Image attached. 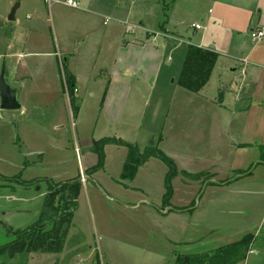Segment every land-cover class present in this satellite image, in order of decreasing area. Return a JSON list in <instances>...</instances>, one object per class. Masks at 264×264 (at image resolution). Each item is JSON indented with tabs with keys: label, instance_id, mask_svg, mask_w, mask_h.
Here are the masks:
<instances>
[{
	"label": "rangeland",
	"instance_id": "374dc122",
	"mask_svg": "<svg viewBox=\"0 0 264 264\" xmlns=\"http://www.w3.org/2000/svg\"><path fill=\"white\" fill-rule=\"evenodd\" d=\"M174 2L79 0L75 9L89 14L73 13L74 8L61 4L58 17L64 18L57 21L46 1L0 0V73L4 68L20 104L17 109L0 108V264H175L176 253L199 255L245 233L254 236L250 250L233 264H264V195L233 193L255 180L264 186V164L258 163V145L239 142L248 141L250 118L244 119L238 143L231 139L232 123L228 125L230 110L249 103L256 107L258 102V98L241 102L247 98L249 71L235 58H245L259 41L250 33L242 42L237 40L227 55H218L209 82L198 93L182 89L177 81L186 47L197 45L194 36L202 30L193 26L203 27L205 20L194 15L185 0L178 6L188 8L175 11ZM163 3H168L164 10ZM16 4L14 19L8 20ZM70 12L74 19L68 24ZM30 26L38 31L32 35L37 43L24 48L25 29ZM71 32L88 33L84 48L70 38ZM204 32L215 34V29L209 25ZM104 35L122 42L149 38L160 51L155 88L142 87L138 94V138L141 150L156 146L175 163L168 206L162 202L166 166L159 158L149 157L132 178H123L126 150L109 144L103 167L86 173L98 160L91 150L94 140L106 136L127 140L128 134L117 123L104 124L102 116L96 117L91 110L98 104L86 94V84L81 87L85 101L78 104L81 119L70 118L55 55L60 53L64 65V57L70 55L62 54V43L70 49L74 44L77 50L67 65L85 79L94 62L105 67L113 60L115 40L106 55L94 43ZM225 35L229 37L227 33L220 37L224 43L229 39ZM150 64L154 63L145 66L153 74L155 65ZM151 128L154 131L147 134ZM248 169L250 173L242 177ZM75 176L82 182L75 210L69 224L53 226L58 237L51 239L50 247L30 251L27 241L15 240L11 234L39 216L46 188L42 180ZM12 177L39 184L16 183Z\"/></svg>",
	"mask_w": 264,
	"mask_h": 264
},
{
	"label": "crops",
	"instance_id": "0c3cea01",
	"mask_svg": "<svg viewBox=\"0 0 264 264\" xmlns=\"http://www.w3.org/2000/svg\"><path fill=\"white\" fill-rule=\"evenodd\" d=\"M77 1L79 2V0ZM180 1L182 0H179V2L178 0H175L174 6L177 7L175 8V11L179 10L180 8L187 9L188 7L192 6V13L200 19L202 18L205 20V24L203 27L195 23V25H198V28L195 29L202 30L201 34L196 33V35L194 36L196 44L198 46L206 48L211 47L210 49L217 52L218 55H227V50H230L237 40L239 42H242L243 38L249 35L251 29L264 26V0H185L188 7L186 6V4H183L182 7L178 6ZM61 4L66 8L70 7L64 4V0H51V2L48 3L49 13L52 16V13L54 12L57 17V21L64 18L61 17L60 19L58 17L59 10L61 9ZM72 12L86 14L90 13L89 10L82 11L79 9L72 10ZM66 17L68 18V24H70L74 19V15L71 14V12ZM85 20H87V18H85ZM183 20L184 19H180V21ZM191 24H193V22ZM209 25L214 27L215 34L206 35L204 31L209 29ZM37 32L38 31L36 27L30 26L29 28L25 29L24 48L34 47L36 45L37 41L36 39L32 40V35H35ZM224 33H227L229 36L227 37L225 35L226 38H229L227 39L226 43H224L220 38ZM70 34V38L76 40L75 44L80 48H84L87 43L88 36L86 37V35L88 33L80 35L71 32ZM113 40H115L116 43L114 47L115 53L113 60L108 64L106 63L105 67L103 65L98 66V64L94 62V66H91V68L87 70V72L89 73L85 77V79L79 76V73L76 71V69L68 67L67 65L68 60L72 55H74V52L77 50L74 47V44L70 49V45L67 46L65 43H62V50H64L62 51L64 52L62 54L70 55V57H64V65L61 62L60 53L56 50L57 55H55V57H58L57 60L59 63V69L61 70L60 77L61 83L63 85V91L66 93L68 102L70 103L71 107H73V110L71 109V107H69V116L71 119H81L80 107L78 104H81V102L85 101V98L83 96L84 93H81V87L82 84H86V94H89L91 97H93V101L95 100L98 104L93 108L94 110H91L94 111L96 117L99 118L100 116H102L104 124L117 123L118 127L126 130V133L128 134L124 135L126 136L125 138H127V140H123L134 143L138 147V149L142 151L148 145H146L142 150L139 147L140 143L138 134L141 132V130L138 123L139 109L137 107V102L141 97L138 99V94L140 93L142 87H146L148 89L155 88L156 75H154V73H157L158 66H160V51L157 46L151 44L149 38H145L144 40H124L122 42L118 41L117 37L115 36L110 37V35H104L99 42L94 41V43L98 44L100 50L102 49L101 53L103 52L102 54L106 55L109 52L108 48L110 47ZM163 43H166L165 40L163 41ZM246 46L247 42L245 41L244 47L246 48ZM47 54L52 57L54 56L53 52H49ZM131 55H133V57H131ZM245 58H248L249 61ZM245 58H235L240 62V68L249 71L248 81L250 82V86L248 87L247 98H242L241 102L244 103V101L247 100L255 101L257 98L258 102L256 104V107H253L249 103L248 105H246V108L242 106L239 109L230 110L231 121H229L228 125L232 123L234 135H231V139L234 140V143H236L238 141V138L240 137V131H242L246 126V122L244 119L249 117L250 121L248 130L245 131V134L248 135V141L239 142H242L240 144L245 146L253 144L258 145L259 150L260 146L264 150V39L252 45L251 49L247 51V55L245 56ZM149 61H152L154 63L150 65H155L156 71H152L153 74L149 73L147 67L145 66V64H147ZM217 61L218 56L216 62ZM213 68L210 75L212 74ZM64 70L67 72V74L71 75L75 83V87L72 91V94L70 95L66 89ZM97 72L100 75H97ZM243 73L244 72H241V74ZM44 97H46V94H43V98ZM198 99L201 100L205 98L200 97ZM89 116H91V113H89ZM232 117H235L233 121ZM97 118L94 122V127H96L95 125L97 122ZM58 124L60 125V123ZM71 126L73 129V120L71 121ZM153 131L154 128H151L146 133L150 134ZM109 132H111V130H109ZM119 132L123 131H118L117 133ZM133 132H135L134 135ZM108 146L110 145H107L106 147ZM113 146L123 147L116 145ZM123 148L126 150L125 147ZM74 151L77 154V145H75ZM121 159H123V157H121ZM122 161L124 162V159L121 160V162ZM258 163H261V161H259ZM249 173L250 171L246 175L241 174V176L245 177ZM222 182H226V180H223ZM233 193L262 196L264 195V186H262L259 180H255L247 187H245L244 185H242L240 188L237 187L235 190H233Z\"/></svg>",
	"mask_w": 264,
	"mask_h": 264
},
{
	"label": "trees",
	"instance_id": "16d2710c",
	"mask_svg": "<svg viewBox=\"0 0 264 264\" xmlns=\"http://www.w3.org/2000/svg\"><path fill=\"white\" fill-rule=\"evenodd\" d=\"M167 4L163 3V10L167 7ZM217 56L218 53L210 48L188 44L178 76V85L187 91L198 93L208 82ZM64 78L67 92L70 95L75 87L74 79L65 70ZM109 144L126 148V157L121 172L123 178H132L136 170L140 166H143L149 157L159 158L163 161L166 166V173L163 182L165 192L162 195V202L163 205L168 206L172 193L171 180L177 173V170L173 160L155 146L150 145L140 151L134 143L125 141L119 137H101L95 140L91 147V150L97 156V164L88 168L86 173L88 174L90 171L103 167L104 147ZM260 153V161L264 164V150L261 146ZM248 172L249 170H246L245 172H241V174L246 175ZM17 178L12 177L11 180L27 185L39 184L37 180L26 182L20 180L19 177ZM42 181H44L46 188L38 218L29 226L16 230L11 234L15 240L23 239V244L24 241H27L30 251L50 247L51 239L56 240V237H58L57 229L60 223H70L81 188L80 176L62 181H53L48 178ZM168 209H176V207H168ZM57 223H59V226ZM55 224H57V229L52 233ZM253 239V234L245 233L236 241L199 255L197 253H176L175 264H233L245 258L246 253L250 250ZM22 247L21 245L17 249L20 251Z\"/></svg>",
	"mask_w": 264,
	"mask_h": 264
},
{
	"label": "water",
	"instance_id": "95a60500",
	"mask_svg": "<svg viewBox=\"0 0 264 264\" xmlns=\"http://www.w3.org/2000/svg\"><path fill=\"white\" fill-rule=\"evenodd\" d=\"M18 4L14 5L8 15V20L14 19V12ZM211 48V47H210ZM20 104L17 100V90L13 88L7 81L6 71L2 68L0 73V108L1 109H17ZM53 241H51V244Z\"/></svg>",
	"mask_w": 264,
	"mask_h": 264
},
{
	"label": "built area",
	"instance_id": "2783aa9c",
	"mask_svg": "<svg viewBox=\"0 0 264 264\" xmlns=\"http://www.w3.org/2000/svg\"><path fill=\"white\" fill-rule=\"evenodd\" d=\"M44 1H46L47 3L51 2V0H44ZM64 3L73 8H77L79 6V2L77 0H64ZM194 28H198V25H194ZM250 37L252 38V40H255V41L263 40L264 39V26L255 27L251 29Z\"/></svg>",
	"mask_w": 264,
	"mask_h": 264
}]
</instances>
